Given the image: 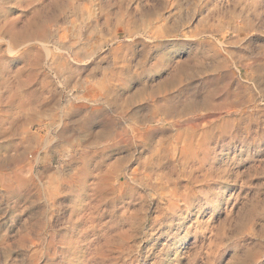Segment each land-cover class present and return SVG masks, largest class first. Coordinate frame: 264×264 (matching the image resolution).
I'll return each instance as SVG.
<instances>
[{
  "label": "rangeland",
  "instance_id": "1",
  "mask_svg": "<svg viewBox=\"0 0 264 264\" xmlns=\"http://www.w3.org/2000/svg\"><path fill=\"white\" fill-rule=\"evenodd\" d=\"M70 1L0 0V145L24 125L51 159L48 175L32 152L0 154V264H264V0ZM46 6L45 38L13 42ZM192 126L182 167L173 138ZM151 158L165 169L149 179Z\"/></svg>",
  "mask_w": 264,
  "mask_h": 264
},
{
  "label": "bare ground",
  "instance_id": "2",
  "mask_svg": "<svg viewBox=\"0 0 264 264\" xmlns=\"http://www.w3.org/2000/svg\"><path fill=\"white\" fill-rule=\"evenodd\" d=\"M55 4H57L58 2H59V0H52ZM62 2L64 1L65 2V5L64 6H62L64 9H68V10H70V9H72L73 8V5H72V2L70 1V0H61ZM45 4V3H44ZM26 5L28 6V3H26ZM43 5V4H42ZM21 6V9H22V12H24L25 14H27L28 12H26V6L24 5L23 6V4L22 5H20ZM49 6V5H48ZM48 6H46V7H42L41 9L39 8V9H34L32 12H30L31 13V18L29 19L28 18V20H27V26L25 27V29L23 30V31H17V30H15V29H11L10 31H8V33L10 34V36H11V39H12V41L13 42H16V43H18L19 42V40H21L22 42H32V41H37V40H40L41 38L42 39H44L45 38V34H44V30H38V29H40V28H36V26L34 27V22H33V18L35 17V15L38 13V11H41V10H47V7ZM50 10V9H49ZM74 12V11H73ZM76 12V11H75ZM51 14V13H50ZM47 15V14H46ZM49 15V14H48ZM86 24V23H85ZM105 25H107L108 24V21H106L105 23H104ZM83 25V24H82ZM81 25V26H82ZM88 29V30H87ZM94 32H95V27H93V26H91L90 24H88L87 26H86V30H85V35L81 32V35H83V36H85L86 38H88L89 36H91L92 34H94ZM129 36H131V34L129 33L128 34ZM48 37V36H47ZM46 37V38H47ZM76 41H74V42H72L70 45V47H73V45H76ZM68 55H70L69 53L67 54V57H68ZM64 60V64H63V66H64V68H66V66H67V64L65 63L66 62V59H63ZM66 64V65H65ZM178 79H179V76L178 75H174V76H171V78H169V79H167V80H169V81H178ZM137 95H139L140 94V92H135ZM211 94H212V92H210ZM209 93V94H210ZM209 94H207V95H209ZM210 96V95H209ZM214 96V95H213ZM213 96H211V98H214ZM207 97V96H206ZM208 98V99H207ZM207 98H204V102H203V107H205V108H209L210 107V105H209V102H210V100L209 99H211V98H209V97H207ZM212 102H213V100H212ZM172 103L173 102H171V104L170 103H168V104H165V105H162V106H158V107H156V113H163V114H165V115H167V114H170V113H172V112H174V110H175V106H173L172 105ZM208 105H209V107H208ZM212 106H213V104H212ZM189 109H191V107H189ZM138 118V117H137ZM13 119H14V117H13ZM31 120H32V118H31ZM13 121V120H12ZM13 123V122H12ZM16 123V122H15ZM17 124V123H16ZM13 126V125H12ZM17 126V125H16ZM15 129V128H14ZM17 129V128H16ZM16 129H15V131H16ZM151 129V128H150ZM189 130H191V132L192 133H190L189 131L187 132V133H185L186 135H184L183 133H181V132H178L175 136H174V138H173V141H175L176 143L177 142H179L180 143V141H181V139H183L184 137L183 136H187V140L189 141V142H187L186 141V137H185V142H187V144L186 143H184V144H186V145H184V146H182L180 149H178V152H179V154L181 155L180 157H181V160L182 161H179L180 163H181V166L183 167V166H185V164L184 163H186L185 161H186V155H187V158H188V154H189V152H187L189 149H187V148H192L191 146H193V145H190L189 146V144H190V141L193 139V137H195L194 136V133H195V131H196V127H190V129ZM14 131V130H13ZM197 133V132H196ZM152 132H148V133H146V136H145V141H147V143H150V141H151V139H152ZM202 136L204 137V138H210V137H212L211 135H210V131L209 130H203L202 131ZM164 135V134H163ZM197 136V135H196ZM236 136V135H235ZM183 137V138H182ZM234 137V136H233ZM203 139V138H202ZM235 139V138H234ZM194 140H195V138H194ZM193 140V141H194ZM208 140H210V139H208ZM203 141H204V139H203ZM182 142H184L183 140H182ZM205 142V141H204ZM174 143V142H173ZM176 143H175V146L174 147H176V146H179V145H176ZM193 144H194V142H192ZM178 144V143H177ZM181 145H183V144H181ZM201 146H202V144H201ZM174 147H172L171 149H170V153H169V155L170 156H172V155H174L175 154V148ZM150 148V147H149ZM174 148V149H173ZM198 149L197 150H199V148H201V147H199V144H198V147H197ZM193 149H194V146H193ZM202 149V148H201ZM200 149V150H201ZM159 150H161V149H159ZM158 150V151H159ZM172 150V151H171ZM196 150V149H195ZM196 150V151H197ZM153 151V149L151 150L150 149V152H152ZM162 151V150H161ZM167 151V150H166ZM166 151H164L163 153H166ZM191 151H193L192 149H191ZM156 152V151H155ZM160 152V151H159ZM162 153V152H161ZM177 153V152H176ZM192 152H190V154H191ZM156 154H158L157 152L156 153H154V151L152 152V156L154 157V155L156 156ZM194 153H192L191 155H193ZM197 154V153H196ZM196 154H195V156H196ZM150 156H151V154H149ZM159 156L161 155V154H158ZM157 155V156H158ZM163 155V154H162ZM149 156V157H150ZM165 156H166V154H165ZM190 156V155H189ZM162 157V156H161ZM161 157H159L160 159H161ZM179 157V158H180ZM192 157V156H191ZM194 157V156H193ZM192 157V158H193ZM148 158V157H147ZM157 159L156 160V162L154 163V161H153V159L151 158V159H147V160H143L144 162H142L141 164V167H143L145 170H147L148 171V174H149V179H150V175L151 176H153V171H155V169H159L160 167H163L162 165H160V164H162L161 162H160V159ZM206 158V157H205ZM180 160V159H179ZM187 160H190V159H187ZM194 160V159H193ZM202 160V159H201ZM204 160V159H203ZM189 162V161H188ZM198 162H200V160L198 161ZM202 162V161H201ZM168 163V162H167ZM170 164H173V163H171L170 162ZM166 165V164H165ZM164 165V166H165ZM169 165V164H168ZM167 165V166H168ZM199 165H200V163H199ZM175 166H176V164H175ZM175 166H173V167H170L168 170H169V172L170 173H173L174 171H175ZM180 166V167H181ZM186 167V166H185ZM113 168V167H112ZM155 168V169H154ZM164 168V167H163ZM163 168H162V170H163ZM165 169V168H164ZM166 169V170H167ZM199 169V167H197V170ZM185 170V169H184ZM183 170V171H184ZM133 171H135V170H133ZM132 171V172H133ZM139 171V170H138ZM140 171H142V170H140ZM147 171H145V172H147ZM179 171V170H178ZM157 172V171H156ZM165 172V171H164ZM163 172V173H164ZM185 172V171H184ZM133 173H135V172H133ZM160 173V172H159ZM166 173H167V171H166ZM166 173H164V174H166ZM170 173H168L167 175H164V174H161V178H163L162 177V175H164V177L166 176H168ZM176 173V172H175ZM144 174V173H143ZM185 174V173H184ZM111 173L109 174V177H110V179H111ZM133 175V174H132ZM155 175H156V173H155ZM171 175V174H170ZM169 175V176H170ZM141 177H142V173H141ZM134 178H136V176L134 177ZM152 178V177H151ZM160 178V179H161ZM109 179V178H108ZM141 179V178H140ZM144 179V178H143ZM147 179V178H146ZM165 179V178H164ZM152 180V179H151ZM167 180H168V183L170 182L169 180L170 179H168L167 178ZM167 180H165V181H167ZM139 181H141V180H139ZM146 181H148V180H146ZM164 183V182H163ZM148 184H150L149 182H148ZM147 184V185H148ZM165 184V183H164ZM151 187V186H150ZM171 191H169V193L168 194H173V196H174V193L173 192H171ZM173 196H172V198H173ZM175 198H176V196H174ZM170 201V200H169ZM171 205H173V203H171ZM115 237V236H114ZM109 251V250H108Z\"/></svg>",
  "mask_w": 264,
  "mask_h": 264
},
{
  "label": "crops",
  "instance_id": "3",
  "mask_svg": "<svg viewBox=\"0 0 264 264\" xmlns=\"http://www.w3.org/2000/svg\"><path fill=\"white\" fill-rule=\"evenodd\" d=\"M8 107H11V106H8ZM28 108L31 111L33 118H42L44 117L46 113L47 104L45 102L39 101V103L37 104H33V105L31 104L30 107ZM8 109L6 108V110ZM86 121L92 125L100 123L99 115L93 114L90 116V118L88 117ZM114 125L115 124L112 121L106 122L104 124H100V127H99L100 129L98 130L97 135H100L102 133H106L109 131H114ZM11 127L12 126H10L9 129L6 131L7 133H9V135H5V138H3V141L6 140L7 142L0 145V154L5 153L6 155L7 154L11 155L12 159H15V161H18L24 152H32L35 159L37 161H40L42 164L44 163L45 168L47 167L46 170L44 168L45 171L43 173H46L49 175L50 167L48 163L51 162V159L47 157L46 154L44 153L46 150V138L40 134L31 133L27 135L26 139L24 137L20 139L19 135L17 134L21 130H23L25 126L18 124V130H16V132L11 131ZM53 127H55L54 140L57 141L59 144L56 147H59L60 149L63 146L66 147V145L68 147L69 143L73 142L72 136L74 134L73 133L74 131L72 129L73 127L72 124H69V125L64 124L63 126L58 127L57 122H55V125ZM0 132H4V131L2 130ZM56 149L57 148H55V151H53L54 154H58L60 152V150L58 149L56 150Z\"/></svg>",
  "mask_w": 264,
  "mask_h": 264
}]
</instances>
